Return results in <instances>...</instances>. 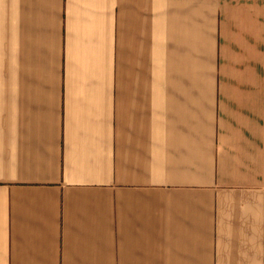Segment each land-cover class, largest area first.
Returning <instances> with one entry per match:
<instances>
[{"label":"crops","instance_id":"1","mask_svg":"<svg viewBox=\"0 0 264 264\" xmlns=\"http://www.w3.org/2000/svg\"><path fill=\"white\" fill-rule=\"evenodd\" d=\"M0 264H264V0H0Z\"/></svg>","mask_w":264,"mask_h":264}]
</instances>
